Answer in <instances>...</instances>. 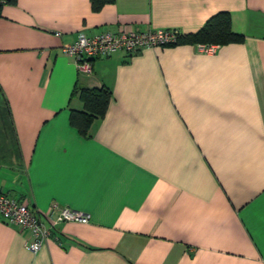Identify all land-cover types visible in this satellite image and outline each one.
I'll return each instance as SVG.
<instances>
[{"label": "crops", "instance_id": "obj_1", "mask_svg": "<svg viewBox=\"0 0 264 264\" xmlns=\"http://www.w3.org/2000/svg\"><path fill=\"white\" fill-rule=\"evenodd\" d=\"M220 13L244 39L215 53L146 48L85 74L64 51L80 33L195 35ZM104 86L108 111L82 136L79 91ZM0 193L43 221L53 203L90 216L34 254L0 215V264H264V0L3 5Z\"/></svg>", "mask_w": 264, "mask_h": 264}, {"label": "built area", "instance_id": "obj_2", "mask_svg": "<svg viewBox=\"0 0 264 264\" xmlns=\"http://www.w3.org/2000/svg\"><path fill=\"white\" fill-rule=\"evenodd\" d=\"M5 1L0 0V6ZM57 36H61L57 34ZM179 34L172 31H146L136 29L121 31L120 33H101L89 37L80 33L74 43L65 47L67 55L75 58L80 72L91 74L93 61L108 58L116 53H125L132 56L146 48H161L176 45ZM217 46L200 45L199 49L205 53H215ZM0 215L9 225L18 227L22 231H29L33 241L27 243V249L31 253H37L50 239L53 230L65 222L90 223V216L69 207H61L53 203L46 221H43L38 213L33 211L27 204L14 200L6 194L0 193Z\"/></svg>", "mask_w": 264, "mask_h": 264}, {"label": "trees", "instance_id": "obj_3", "mask_svg": "<svg viewBox=\"0 0 264 264\" xmlns=\"http://www.w3.org/2000/svg\"><path fill=\"white\" fill-rule=\"evenodd\" d=\"M6 4H16L17 0H4ZM114 0H90L92 10L99 12L107 4ZM0 6V15L1 8ZM244 37L233 33L231 30V18L228 13H220L211 18L206 25L195 35L179 36L177 44L196 45H229L241 43ZM76 93V91H75ZM79 96L83 102V111H72L70 123L82 136H87L94 121L103 118L109 108L112 93L107 87L83 88L79 91Z\"/></svg>", "mask_w": 264, "mask_h": 264}]
</instances>
